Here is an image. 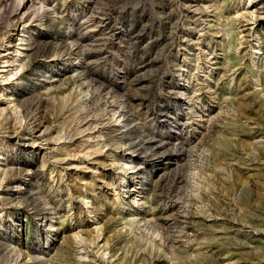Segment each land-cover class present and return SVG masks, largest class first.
<instances>
[{
  "label": "rangeland",
  "instance_id": "rangeland-1",
  "mask_svg": "<svg viewBox=\"0 0 264 264\" xmlns=\"http://www.w3.org/2000/svg\"><path fill=\"white\" fill-rule=\"evenodd\" d=\"M0 264H264V0H0Z\"/></svg>",
  "mask_w": 264,
  "mask_h": 264
},
{
  "label": "bare ground",
  "instance_id": "bare-ground-1",
  "mask_svg": "<svg viewBox=\"0 0 264 264\" xmlns=\"http://www.w3.org/2000/svg\"><path fill=\"white\" fill-rule=\"evenodd\" d=\"M243 14H244V16H248L249 17V19H251L252 18V21H253V19H255V15H254V9L252 10L251 9V6H247L246 8H245V10H244V12H243ZM245 18V17H244ZM95 18L91 15L90 17H89V21H93ZM247 20V19H246ZM88 21V20H87ZM250 21V20H249ZM94 22V21H93ZM103 22V21H102ZM254 22V21H253ZM99 23H100V21H99ZM89 24V23H88ZM89 27V26H88ZM87 27V28H88ZM85 28V27H84ZM100 29L99 30H101V27H99ZM93 29H98V28H93ZM103 31V30H102ZM88 32V31H87ZM111 38L112 37H108L107 38V40H111ZM132 39V38H131ZM129 40V39H128ZM104 41H106V40H104ZM101 44V43H100ZM105 44V43H104ZM80 46H84V45H82V43H80ZM107 46V45H106ZM97 47V46H96ZM99 47V46H98ZM87 49V48H86ZM90 49V48H89ZM92 49V48H91ZM102 47L99 49V51L98 52H100V51H102ZM82 52H85V51H82ZM89 52V51H88ZM85 54V53H84ZM83 55V54H82ZM88 56V55H87ZM9 60H3L2 62H8ZM11 62H8V63H4L3 65H1V66H10L11 64H10ZM93 62H91V60L89 61V62H83V64H84V67L86 68V70H87V74H86V76H90V75H92V74H94V71L92 70V66L90 67V65L92 64ZM84 70V69H83ZM95 70V69H94ZM17 71H18V69H17ZM20 71V70H19ZM15 74V73H14ZM110 80L106 83V85H102L101 87H103V89L105 90V89H108V93H109V90L111 91V89H110ZM109 87V88H108ZM163 190V189H162ZM179 197V196H178ZM177 202V201H176ZM180 202L178 201L177 202V204H179ZM97 227V226H96ZM100 230V229H99ZM101 232V231H100ZM101 237V236H100ZM172 239V238H171ZM106 253V252H105ZM102 256V255H101ZM113 257V256H112ZM102 258H104L103 256H102Z\"/></svg>",
  "mask_w": 264,
  "mask_h": 264
}]
</instances>
